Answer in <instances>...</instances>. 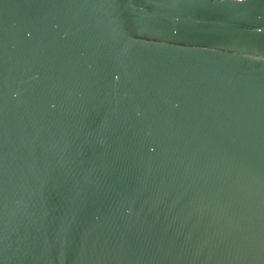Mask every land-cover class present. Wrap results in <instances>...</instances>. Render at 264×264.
<instances>
[{
	"label": "water",
	"instance_id": "obj_1",
	"mask_svg": "<svg viewBox=\"0 0 264 264\" xmlns=\"http://www.w3.org/2000/svg\"><path fill=\"white\" fill-rule=\"evenodd\" d=\"M0 264H264V0H0Z\"/></svg>",
	"mask_w": 264,
	"mask_h": 264
}]
</instances>
